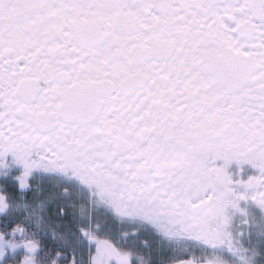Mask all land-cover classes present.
Returning <instances> with one entry per match:
<instances>
[{
    "label": "snow or ice",
    "instance_id": "6c2138e0",
    "mask_svg": "<svg viewBox=\"0 0 264 264\" xmlns=\"http://www.w3.org/2000/svg\"><path fill=\"white\" fill-rule=\"evenodd\" d=\"M0 264H264V0H0Z\"/></svg>",
    "mask_w": 264,
    "mask_h": 264
}]
</instances>
